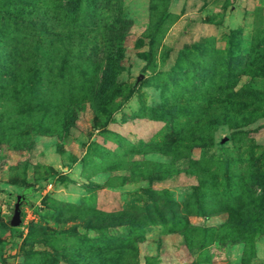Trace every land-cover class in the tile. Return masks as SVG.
Listing matches in <instances>:
<instances>
[{
    "label": "rangeland",
    "instance_id": "obj_1",
    "mask_svg": "<svg viewBox=\"0 0 264 264\" xmlns=\"http://www.w3.org/2000/svg\"><path fill=\"white\" fill-rule=\"evenodd\" d=\"M41 4L40 45L26 13ZM209 37L216 57L245 58L236 114L204 147L181 111L197 106L207 120L221 104L198 47ZM105 64L120 96L98 110ZM263 75L264 0H0V264H99L94 252L127 247L124 227L95 230L76 205L150 212L124 264H264ZM250 90L255 99H240Z\"/></svg>",
    "mask_w": 264,
    "mask_h": 264
},
{
    "label": "trees",
    "instance_id": "obj_2",
    "mask_svg": "<svg viewBox=\"0 0 264 264\" xmlns=\"http://www.w3.org/2000/svg\"><path fill=\"white\" fill-rule=\"evenodd\" d=\"M4 9H6V7ZM26 14L27 16L30 17V19L32 18L31 21L28 19V22L30 21L29 22L30 26L35 30L36 42H38V44L41 45L47 40L50 34V30L47 26V19H46L48 13L44 5L41 4V5L33 6L29 10V12H27ZM166 15H168V13L164 14L162 18H164ZM239 35L240 33L238 30L231 31L229 33L230 39L236 40V45L238 42L237 37ZM213 43H214V39L209 37L205 39V44H199L198 47L200 48L199 49L200 54L204 56L205 60L207 59L210 60V63L208 65H206V62L204 63L206 65V71H208L207 82H208V85L210 86V93H209L210 95L208 96V98L210 99V101H213L212 104H217L218 102H220L221 104H219L218 107L215 106L212 109H208V108L206 109L209 112L208 113L209 117L207 118V120L203 119V117H205L204 116L205 109L199 108L197 106L191 105L189 107H185L181 111V113H184L186 117H192V118L194 117L198 121L199 124L202 123V121L204 120V124L202 125L198 124L196 126V132L198 131L200 134L197 139H200L202 137L201 136L202 133H205L206 135V138L202 139L201 141L203 142L202 144L204 147L205 146L207 147V144H210L209 143L211 139L210 135L213 132V130L211 129L212 125H219L222 123H226L228 122L229 118L231 119L233 114H236L234 111L236 110V107L238 108V105L235 107V103L232 102L235 99V94L234 92H232V90L234 87L233 80L237 78L238 75L235 74L234 70L235 68L240 66V63L245 58V56H240L238 52L233 51L232 48L227 50L224 54L225 57H223L225 61L227 60V64L225 65L224 71H223L225 72V74L222 76V80H221L220 78H218V74H217V68L219 67V65H216V64L221 63V60L223 59L215 56L216 53L213 47ZM182 56H184V52L180 53V57ZM42 58L45 59V53L42 54ZM105 61L109 62L108 59H106ZM108 68H109L108 64L107 65L105 64L104 72L102 73L103 78L102 77L101 78H102V81H104L103 79L107 81L106 83L107 87L110 89L107 90L109 91L107 92L108 94L105 91L99 92V95L96 97V100H94L95 105H97L98 110L109 109L111 105L115 103L116 98L120 96L119 85H117L114 82L113 77L111 76L109 77ZM195 89L197 88L189 87V89L187 90L194 91ZM257 95L258 93L255 92V90L245 91L241 93L240 99L243 97H244L243 100L255 99ZM220 96H222L223 101H219ZM213 98L214 100H212ZM124 99L125 98H122V100ZM247 107L248 106L242 105L241 110L245 111L247 110ZM162 115L166 117V115L169 116V113L163 112ZM125 182L126 181L121 183V185H124ZM104 187L113 188L117 186L105 185ZM31 188L32 187L27 186L23 188V192L29 193ZM21 200H25V199L19 198L17 202H20ZM70 208L75 209V212H77L78 215H80V217L82 216V218H86L87 215L95 218L96 220L95 226H93L95 230L100 231V230H104L105 228H114V227H120V226L125 228L127 232L126 233L127 247H124L125 245H122V244L116 249L108 248L106 246L105 248L103 249L101 248L99 251L94 252L96 256H99L102 258L99 264H124L123 258L126 255V253L124 252L123 248L130 249L129 243L127 242H128V239L132 236L131 234H133L134 232H139V231L141 232L147 226V224L152 225V220L149 214L150 212L146 209L143 210V214L139 217L137 215H132L128 213L126 210H120L114 213H109V212H103V211L97 210L90 206L85 207V206L76 205ZM14 211H17V218H18V223H19L18 226H20L21 225V216H19L20 207L14 206L13 212ZM225 213H227L228 215V220L232 221L233 216L230 214L231 212L227 210L225 211ZM12 226H17V225L12 224ZM14 230H16V228H11V231H10L11 237L14 236L13 235L15 233ZM31 233H32V229H30V234ZM42 242L45 243V241H42ZM26 244H28V241L25 242V245ZM87 253H88L87 250L82 251V252L79 251V253L77 252V256L79 259L83 260L87 258V255H88ZM66 264H70V263L66 262Z\"/></svg>",
    "mask_w": 264,
    "mask_h": 264
},
{
    "label": "water",
    "instance_id": "obj_3",
    "mask_svg": "<svg viewBox=\"0 0 264 264\" xmlns=\"http://www.w3.org/2000/svg\"><path fill=\"white\" fill-rule=\"evenodd\" d=\"M14 214H15L16 216H15V220H14L13 225H17V224H18L17 211H14Z\"/></svg>",
    "mask_w": 264,
    "mask_h": 264
},
{
    "label": "crops",
    "instance_id": "obj_4",
    "mask_svg": "<svg viewBox=\"0 0 264 264\" xmlns=\"http://www.w3.org/2000/svg\"><path fill=\"white\" fill-rule=\"evenodd\" d=\"M118 187H120V186H118ZM113 188H116V187H113Z\"/></svg>",
    "mask_w": 264,
    "mask_h": 264
}]
</instances>
